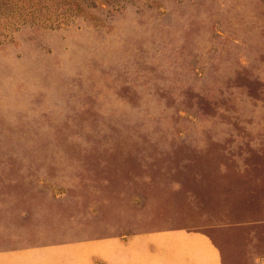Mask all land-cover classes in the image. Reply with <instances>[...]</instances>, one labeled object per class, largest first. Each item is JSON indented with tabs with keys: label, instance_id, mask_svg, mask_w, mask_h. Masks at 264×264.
<instances>
[{
	"label": "rangeland",
	"instance_id": "rangeland-1",
	"mask_svg": "<svg viewBox=\"0 0 264 264\" xmlns=\"http://www.w3.org/2000/svg\"><path fill=\"white\" fill-rule=\"evenodd\" d=\"M135 191L264 264V0H0V264H89Z\"/></svg>",
	"mask_w": 264,
	"mask_h": 264
},
{
	"label": "crops",
	"instance_id": "crops-1",
	"mask_svg": "<svg viewBox=\"0 0 264 264\" xmlns=\"http://www.w3.org/2000/svg\"><path fill=\"white\" fill-rule=\"evenodd\" d=\"M167 200L138 191L121 194L118 228L113 234L84 241L92 250L89 264H224L221 246L207 231L159 225L166 222L159 212L161 202ZM153 213H158L154 221Z\"/></svg>",
	"mask_w": 264,
	"mask_h": 264
}]
</instances>
